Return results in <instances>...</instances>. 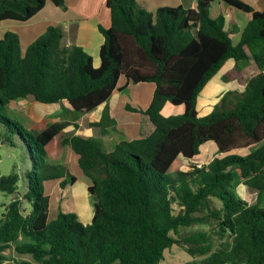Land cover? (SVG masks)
<instances>
[{"label":"trees","instance_id":"obj_1","mask_svg":"<svg viewBox=\"0 0 264 264\" xmlns=\"http://www.w3.org/2000/svg\"><path fill=\"white\" fill-rule=\"evenodd\" d=\"M48 1L65 9L64 0H0V22L26 23ZM216 1L250 16L237 45L225 17L210 15ZM107 7L112 25L100 27L105 42L97 68L81 47L63 46L60 27H50L24 53L18 35L8 32L0 40V120L15 127L31 158L22 177L0 176V192L14 196L0 219V264L12 248L39 264H159L174 245L203 257L186 264H264V11L241 0H197L195 9L163 7L155 13L137 0H107ZM231 59L237 66L225 81L239 73L241 62L253 60L259 72L246 81L239 78L244 89L225 93L201 117V91ZM121 77L155 85L146 110L127 108L146 116L154 131L122 140L112 152L94 138L65 137L62 144L75 154L89 183L94 215L88 225L61 211L49 221L48 185L61 181L64 189L76 178L49 160L47 147L68 126L78 129L81 115L106 104ZM25 99L65 102L76 119L29 130L5 114L11 103ZM167 102L183 106L184 113L163 116ZM92 126L105 132L117 123L106 107ZM209 142L216 144L218 157L189 172L175 169L180 157L199 156ZM243 150L249 152L239 153ZM241 184L256 196L253 202L239 195ZM193 226L209 230L180 236Z\"/></svg>","mask_w":264,"mask_h":264},{"label":"crops","instance_id":"obj_2","mask_svg":"<svg viewBox=\"0 0 264 264\" xmlns=\"http://www.w3.org/2000/svg\"><path fill=\"white\" fill-rule=\"evenodd\" d=\"M241 1L245 2L256 11H264V0ZM64 2L65 9L57 7L54 3L48 1L45 7L26 23L10 20L1 21L0 40L4 39L8 32L18 35L21 50L24 53L27 48L44 35L50 27H60L64 35L62 40L63 46L71 47L76 45L81 47L93 58L94 67H99L101 64L100 51L105 42L100 27L109 29L112 25L111 12L107 7V0H64ZM137 3L142 9L151 13H155L159 8L163 7H183L185 9H195L197 7V0H137ZM210 15L212 18H217L220 15L225 17V29L229 32L233 44L237 45L240 42L244 28L250 20V16L240 10L232 8L222 1H216L212 4ZM236 66L237 64L233 59L228 60L201 91L197 101V109L201 117L209 115L225 93L235 90L242 91L244 89V86L240 83L242 79V81H246L259 72L253 60L241 62L238 64L239 73L234 74L233 78L225 81L224 77L234 72ZM118 88L119 90L113 93L106 104L101 105L88 114L81 115L76 121L79 125L78 129H75L73 125L68 126L61 135L56 137L48 145L47 153L52 163L64 165L70 173L71 160L76 159L77 161V157L68 146L61 147L59 145L58 141H62L63 134L78 135L83 138L100 140L103 143L105 151L112 152L120 141L143 137L154 131L153 124L146 116L131 112L128 109L146 110L152 101L155 85L150 83L133 84L128 82L126 78L121 77ZM17 104L23 111H27V117L36 124V126H39V131L45 130L52 123L66 121L55 120V113H53V110L62 109L63 107L71 110L69 105L65 102L63 105H45L25 99L17 101ZM106 107L109 109L111 118L116 121L117 127L115 130L108 128L105 132H102L99 128L93 127L92 124L101 121ZM184 111L185 108L183 106H175L167 102L162 110V114L165 117H170L182 115ZM95 112L98 114L97 117L93 118L91 121H83L84 118L94 115ZM52 144L58 145L55 149H52ZM63 148H66V150ZM248 152L249 150H243L239 153ZM201 153H206L204 164H208L215 157L219 156L218 148L213 142L203 145L201 147ZM199 156L191 160L180 157L179 160L182 158L188 162H199ZM204 164L199 162L195 165L202 166ZM77 173L78 175L83 174L80 168ZM77 179L79 181V178ZM60 182L61 181H58L52 184L55 191L57 188L60 191L57 202L62 201L66 197L65 193H70L69 189L76 184L69 185L63 189L60 186ZM237 191L238 193L245 194L248 198L252 196L248 192L247 187L243 184L238 186ZM241 196H243L244 200L248 201V199H245L244 195ZM86 204L89 208V216L87 219L89 220L88 224H90L94 215V208H90L87 199ZM51 206L52 198L50 195V208Z\"/></svg>","mask_w":264,"mask_h":264},{"label":"rangeland","instance_id":"obj_3","mask_svg":"<svg viewBox=\"0 0 264 264\" xmlns=\"http://www.w3.org/2000/svg\"><path fill=\"white\" fill-rule=\"evenodd\" d=\"M62 109L59 108L57 110L56 109L53 110V113H55V120L72 121L76 119V115L73 114L71 111H69L68 109H65V111H63ZM26 112L27 111H23L21 109V107L17 104V102H14L10 104L5 114L12 121L22 123L29 130L39 131L38 129L39 126H36V124H34L27 117ZM0 115H1V111H0ZM97 115L98 114L95 112L94 115L84 118L83 121H91L93 118L97 117ZM9 127L14 129L13 132L9 130ZM1 133H3L5 137L12 138L15 142V146H11L8 143H6ZM69 136L71 135L63 134L62 140L65 137H69ZM20 137L21 136L16 131L13 125L9 126L8 124L0 120V176L9 175L11 173L16 172L20 175V177H22L27 170V166L31 164V158L29 155L28 148ZM61 142H62L61 140L58 141L61 147H67L61 144ZM57 145L52 144V149L53 148L55 149ZM63 149L66 150V148ZM205 154L206 153H201V155L198 157V159H200L199 162L202 164H204L205 163L204 161L206 160ZM199 162H188L187 160L181 158V160H179L174 167L175 169H181L182 171L189 172L191 170L190 169L191 166ZM70 164H71L70 174L76 178L75 181L76 184L74 183L75 184L74 187H71L69 189L70 193L67 194L66 192L65 193L66 197L65 198L63 197L64 199L62 201L57 202V198L60 195L59 189L57 188L55 191L52 187V184H49L47 187L49 194L51 195L52 198V206L50 208L49 221H54L57 218L58 213L61 211L66 214L74 213L77 215L78 220L80 222H82L83 224H88L89 220L87 218L89 216V208L87 207L86 199L90 208L93 209L92 200L88 193L89 183L83 174L78 175L77 171L79 169V166L76 159H72ZM77 178H79V181ZM24 190H25L24 182L23 180H21L20 193L23 194ZM239 195L240 196L244 195L245 199H248V201H252V202L256 199L255 198L256 196L253 195L250 198H248L245 194L239 193ZM241 197L243 198V196ZM13 199L14 196H9L5 193L0 192V219H2L5 213L6 205H8ZM24 211L26 213L30 211L29 204L26 202L24 203ZM198 230L207 231L209 230V227L193 226L190 228H183L181 230L180 236L185 237ZM174 237L179 238V236H175V235ZM6 258L7 260L4 262V264H14L15 261H21L23 259L32 261L33 264H39V263H35L30 256L18 255L13 248L7 251ZM202 259L203 257H191L185 251V248H183L180 245H174L172 248L165 251L164 259L159 264H186L190 262H199Z\"/></svg>","mask_w":264,"mask_h":264},{"label":"built area","instance_id":"obj_4","mask_svg":"<svg viewBox=\"0 0 264 264\" xmlns=\"http://www.w3.org/2000/svg\"><path fill=\"white\" fill-rule=\"evenodd\" d=\"M200 167V166H199Z\"/></svg>","mask_w":264,"mask_h":264}]
</instances>
